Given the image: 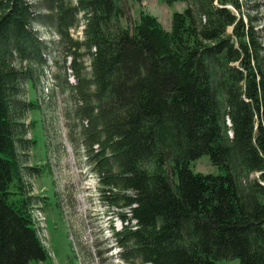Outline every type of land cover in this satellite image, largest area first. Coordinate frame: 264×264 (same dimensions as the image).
Here are the masks:
<instances>
[{
	"label": "trees",
	"instance_id": "16d2710c",
	"mask_svg": "<svg viewBox=\"0 0 264 264\" xmlns=\"http://www.w3.org/2000/svg\"><path fill=\"white\" fill-rule=\"evenodd\" d=\"M163 1L186 3L170 31L142 10L123 27L128 0L54 7L61 36L83 18L74 44L90 55L93 88L83 133L101 197L124 223L112 232L131 263L264 264V67L255 32L227 6L239 9L237 0ZM37 18L27 0H0V264L49 259L15 114L32 80L22 64L45 62ZM203 154L219 173L190 168Z\"/></svg>",
	"mask_w": 264,
	"mask_h": 264
},
{
	"label": "rangeland",
	"instance_id": "374dc122",
	"mask_svg": "<svg viewBox=\"0 0 264 264\" xmlns=\"http://www.w3.org/2000/svg\"><path fill=\"white\" fill-rule=\"evenodd\" d=\"M27 1L38 16L32 27L46 43L43 65L22 64L30 70L32 80L23 84L15 112L23 123L21 137L25 139L19 153L24 164L32 167L26 171L25 181L31 194L38 197L34 220L49 254L47 261L31 264H137L135 257L132 263L123 258L129 248L120 246L112 232L123 229L124 223L116 215L119 208L109 206L101 197L100 181L83 133L85 112L92 105L87 96L93 91L90 55L74 44L83 39V18L78 14L68 36H61L54 26L56 0ZM237 1L239 9L227 6L246 27L253 28L264 67V0ZM74 2L65 0L67 4ZM185 7L184 1L167 5L163 0H128V16L121 24L131 29L142 10L170 31L172 13ZM190 168L204 174L219 173L206 154L193 160ZM217 264L239 263L237 259H222Z\"/></svg>",
	"mask_w": 264,
	"mask_h": 264
},
{
	"label": "crops",
	"instance_id": "0c3cea01",
	"mask_svg": "<svg viewBox=\"0 0 264 264\" xmlns=\"http://www.w3.org/2000/svg\"><path fill=\"white\" fill-rule=\"evenodd\" d=\"M172 5V4H171Z\"/></svg>",
	"mask_w": 264,
	"mask_h": 264
}]
</instances>
